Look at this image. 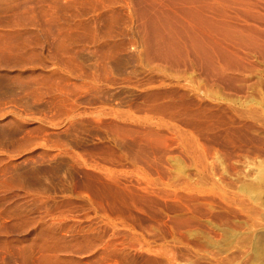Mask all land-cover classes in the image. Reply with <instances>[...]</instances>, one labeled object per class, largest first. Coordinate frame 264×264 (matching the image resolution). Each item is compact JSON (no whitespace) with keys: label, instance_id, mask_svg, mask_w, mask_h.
<instances>
[{"label":"rangeland","instance_id":"obj_1","mask_svg":"<svg viewBox=\"0 0 264 264\" xmlns=\"http://www.w3.org/2000/svg\"><path fill=\"white\" fill-rule=\"evenodd\" d=\"M138 8L0 0V264H264V43Z\"/></svg>","mask_w":264,"mask_h":264},{"label":"bare ground","instance_id":"obj_2","mask_svg":"<svg viewBox=\"0 0 264 264\" xmlns=\"http://www.w3.org/2000/svg\"><path fill=\"white\" fill-rule=\"evenodd\" d=\"M137 2L139 3L138 9L141 10L140 12L142 13V16L144 15V16H147L149 18V19H147V17H145V19L148 20V21L146 20V23H148V27L152 26L154 31H155V29L158 30V28L159 29L164 28V31L161 30L162 33L159 32L160 30L158 32L156 30L154 32V35H152L155 37H152L150 39L148 38L149 49L152 52H154V54L160 59H161V57L162 58L164 57L166 59L167 58L171 59L172 57H174L172 52L173 51L175 52V49H178V46H176L177 44H175V42H176V39H174L175 36L171 37L169 34H167V35L163 34V32L164 33L168 32V31L171 32L172 30H174L175 28L173 29V26H175L178 22H180V20L179 21L177 20V23H176V20H175L174 23H176V24H173L172 20L174 19L175 13H176V15H179V14L184 15L186 18L190 19L193 22L192 24H199V25H196V28H197V26H200L201 24H203L205 26L208 25L209 27H211L217 31H219V30L221 31L223 29L222 31L227 33V34L226 33H224V34H225L227 40L232 42L231 44L236 43L240 47L242 45H244V46L247 45V46H249V48H251L254 45L253 46L254 48L256 46V49L259 48L258 50H260L259 46H262V43H264V0H137ZM169 12H171L172 15H174V16L169 15L168 14ZM180 23H182V22H180ZM187 27H188V25H187ZM187 27H185V28H187ZM194 27L195 26H193L192 28H194ZM177 28H179V27H177ZM187 29H189V27ZM204 29H205V27H204ZM215 30L213 32H217ZM224 30H226V31H224ZM222 31H221V33H222ZM190 32L193 33V31H190ZM170 34L172 35V33H170ZM194 35L195 36H193V34H192V36H191L192 42H190V43L193 44L192 48H193L194 54L197 55V57L199 59V60H196V61H198L197 63L200 62V59H202V57L203 58L205 57V58H207V60L209 59L212 62H213V58L215 56H219V59L221 58L222 60H223V58H224V60H229L230 58H232L231 57L232 55H230V58L226 59L229 57L227 55L230 54V51L228 53V50H226V49L224 50L221 47L220 43H219L220 46L214 43L213 45L208 44L209 45V47H208L206 44H202V42H203L202 38L201 37H200V39L197 38L196 37L197 34L195 32H194ZM211 41H213V40H211ZM229 41H227V42H229ZM208 42L210 43V41H208ZM208 42H206V43H208ZM192 44H191V46H192ZM247 46H245V47H247ZM263 46H262V50H264ZM175 47H177V48H175ZM179 49H180V47H179ZM181 50H183V49H181ZM176 51L178 52V50H176ZM225 51H227L228 54L225 53ZM171 55H173V56H171ZM175 55H176V53H175ZM205 58H204V60H206ZM209 60H208V62H210ZM197 65L199 66V64H197ZM208 67H210V66H208ZM217 71H218V69H217ZM213 73H215V71H213ZM217 74H218V72H217ZM215 75H216V73H215ZM222 75H221V77H222ZM216 76H218V75H216ZM223 78H224V80H226L225 77H223ZM223 78L221 81H224ZM212 79H213V77H211V80Z\"/></svg>","mask_w":264,"mask_h":264}]
</instances>
